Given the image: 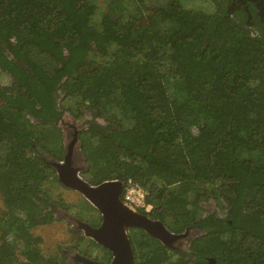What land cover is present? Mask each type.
I'll list each match as a JSON object with an SVG mask.
<instances>
[{
  "label": "trees",
  "instance_id": "trees-1",
  "mask_svg": "<svg viewBox=\"0 0 264 264\" xmlns=\"http://www.w3.org/2000/svg\"><path fill=\"white\" fill-rule=\"evenodd\" d=\"M0 67V264L72 263L32 235L72 209L53 187L66 134L90 184L132 178L151 218L188 232L177 264H264V36L246 21L220 3L0 0ZM129 235L134 264H174L152 235Z\"/></svg>",
  "mask_w": 264,
  "mask_h": 264
},
{
  "label": "water",
  "instance_id": "water-1",
  "mask_svg": "<svg viewBox=\"0 0 264 264\" xmlns=\"http://www.w3.org/2000/svg\"><path fill=\"white\" fill-rule=\"evenodd\" d=\"M67 153L64 160L54 161L60 182L66 187L80 192L102 215V222L98 227L76 220L79 229L84 231L86 237L107 248L112 259L108 264H134L135 255L130 228H142L145 232L161 241L167 247L186 239L188 232L177 233L171 231L160 220H152L148 215L139 213L123 203V182L120 180H106L100 184H90L82 175V166L75 160V147L77 140H67ZM75 259L83 264H102L99 261L77 253ZM211 264L214 259H210Z\"/></svg>",
  "mask_w": 264,
  "mask_h": 264
},
{
  "label": "rangeland",
  "instance_id": "rangeland-1",
  "mask_svg": "<svg viewBox=\"0 0 264 264\" xmlns=\"http://www.w3.org/2000/svg\"><path fill=\"white\" fill-rule=\"evenodd\" d=\"M184 4L188 8H193V9H199L203 11H212L214 10L215 6L213 3V0H183ZM97 3L102 11L107 10L109 0H97ZM152 5H155L154 1L151 3L148 2V5H145L146 7H151ZM12 78L11 76L4 72L1 67H0V81L7 85L11 82ZM80 86H74L70 85L67 86L66 92L69 94L71 92L76 93L79 89ZM66 96V95H65ZM64 96V104L66 106L72 107L73 103L75 101V98L73 96ZM67 120L68 121H74V118L72 117L71 114L67 113ZM101 122L103 120L100 119ZM73 122V123H74ZM69 138L67 140L70 141L71 136H68ZM54 187V192L57 194H60L62 198H64L65 202L68 204L72 205V209L67 211V218L64 217L60 220H56L53 223L37 226L33 228L32 230V235L34 237L41 238V243L38 245V248L41 252V254L45 256L53 255L55 252H57L59 249H68V248H74V252L78 253H88L93 254V256H99L101 257L104 253V250L101 247H97L93 245V243L90 241L91 238H88L85 236L84 231L79 229L77 225L76 220H81L85 221V218L89 219L92 218L90 215L95 216L94 214L99 213V211L95 208H91L90 210H86L87 214L84 212L83 217L80 215L81 210L84 211V208L89 207V201L78 191L70 189L66 187L65 185H59L56 184L53 186ZM91 204V203H90ZM205 207L207 209H217V203L213 199H210L207 202H204V210ZM6 210V207L3 204L2 197L0 195V215L2 212ZM206 212H208L206 210ZM80 213V214H79ZM14 217V216H13ZM93 219V218H92ZM10 221V219H9ZM178 233H184V232H178ZM188 240H180L177 242L174 246L177 248H185L187 246ZM78 246V247H77ZM92 247L94 251L91 253L89 249L92 250ZM174 247V251L176 249ZM177 250V249H176ZM172 259L174 261V264H177V256L172 255Z\"/></svg>",
  "mask_w": 264,
  "mask_h": 264
},
{
  "label": "flooded vegetation",
  "instance_id": "flooded-vegetation-1",
  "mask_svg": "<svg viewBox=\"0 0 264 264\" xmlns=\"http://www.w3.org/2000/svg\"><path fill=\"white\" fill-rule=\"evenodd\" d=\"M213 3L215 6L214 10H216L217 4L220 3L221 7H224L228 12H230L232 14V16H235V17L238 16L239 18L246 21L249 24V28L251 29L252 35L259 34V35L264 36V0H213ZM88 208L89 207L84 208V214L85 213L87 214L86 210H88ZM90 209L91 208H89V210ZM94 209H95V207H94ZM139 213H141V212H139ZM142 214H145V213H142ZM80 215H82V217H83L82 213ZM94 215L95 216L90 215L93 219L89 217V219L85 218V221H86V223H88L92 227H98L102 222V215H100V213H97ZM151 219L152 220H160V219H153V218H151ZM136 228H139V227H136ZM140 229H142V228H140ZM130 231H131V228L129 230V233H130ZM174 247H176V246L170 247L171 253L177 252L176 249H178V248L176 247V249L174 251V249H173ZM69 252L72 254V255H70V257H72V258L78 253V252L73 253L74 248H72ZM81 255L89 257L93 260L99 261L102 264H108V263H110V261L112 259V255H111V258H109V259H103V258L98 259L99 256H93V254H89V252L88 253L87 252L81 253ZM175 255H176V253H175ZM71 262H72L71 264H83L81 261H78L75 258L72 259Z\"/></svg>",
  "mask_w": 264,
  "mask_h": 264
},
{
  "label": "built area",
  "instance_id": "built-area-1",
  "mask_svg": "<svg viewBox=\"0 0 264 264\" xmlns=\"http://www.w3.org/2000/svg\"><path fill=\"white\" fill-rule=\"evenodd\" d=\"M124 202L132 209L150 211L152 204L147 203V190L137 181L129 178L124 182Z\"/></svg>",
  "mask_w": 264,
  "mask_h": 264
},
{
  "label": "clouds",
  "instance_id": "clouds-1",
  "mask_svg": "<svg viewBox=\"0 0 264 264\" xmlns=\"http://www.w3.org/2000/svg\"><path fill=\"white\" fill-rule=\"evenodd\" d=\"M82 175V174H81ZM125 182V181H124ZM124 182H123V185H124ZM143 186V185H142ZM144 187V186H143ZM145 188V187H144ZM122 200H123V203L126 205V206H128L125 202H124V186H123V193H122ZM147 203H149V202H147ZM149 204H151V203H149ZM92 205V204H91ZM153 205V204H152ZM93 206V205H92ZM129 207V206H128ZM130 208V207H129ZM132 209V208H131ZM152 209H153V207H152ZM151 209V210H152ZM133 210H135V211H137V212H141V213H145L146 215H148L147 213L149 212V211H146V210H142V209H133ZM150 210V211H151Z\"/></svg>",
  "mask_w": 264,
  "mask_h": 264
}]
</instances>
